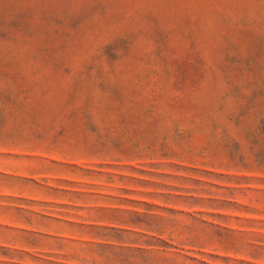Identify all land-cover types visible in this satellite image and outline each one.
I'll use <instances>...</instances> for the list:
<instances>
[{"label":"rangeland","instance_id":"rangeland-1","mask_svg":"<svg viewBox=\"0 0 264 264\" xmlns=\"http://www.w3.org/2000/svg\"><path fill=\"white\" fill-rule=\"evenodd\" d=\"M0 264H264V0H0Z\"/></svg>","mask_w":264,"mask_h":264}]
</instances>
